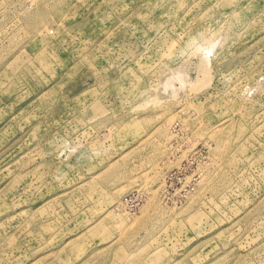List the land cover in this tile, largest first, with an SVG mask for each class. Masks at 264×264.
<instances>
[{
    "label": "rangeland",
    "instance_id": "obj_1",
    "mask_svg": "<svg viewBox=\"0 0 264 264\" xmlns=\"http://www.w3.org/2000/svg\"><path fill=\"white\" fill-rule=\"evenodd\" d=\"M0 264H264V0H0Z\"/></svg>",
    "mask_w": 264,
    "mask_h": 264
},
{
    "label": "bare ground",
    "instance_id": "obj_2",
    "mask_svg": "<svg viewBox=\"0 0 264 264\" xmlns=\"http://www.w3.org/2000/svg\"><path fill=\"white\" fill-rule=\"evenodd\" d=\"M208 50H210V49H208ZM208 50H207V51H208Z\"/></svg>",
    "mask_w": 264,
    "mask_h": 264
}]
</instances>
